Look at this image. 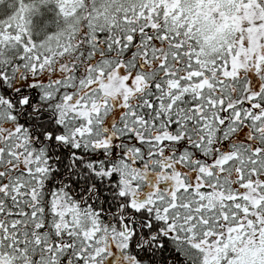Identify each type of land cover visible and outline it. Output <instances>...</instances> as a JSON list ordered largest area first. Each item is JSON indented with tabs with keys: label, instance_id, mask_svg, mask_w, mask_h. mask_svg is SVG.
Listing matches in <instances>:
<instances>
[{
	"label": "snow or ice",
	"instance_id": "1",
	"mask_svg": "<svg viewBox=\"0 0 264 264\" xmlns=\"http://www.w3.org/2000/svg\"><path fill=\"white\" fill-rule=\"evenodd\" d=\"M0 264H264V0H0Z\"/></svg>",
	"mask_w": 264,
	"mask_h": 264
}]
</instances>
